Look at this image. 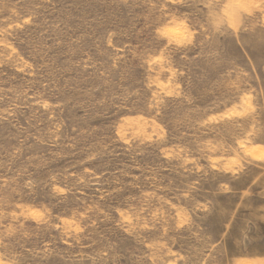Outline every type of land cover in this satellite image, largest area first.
<instances>
[{
	"label": "rangeland",
	"instance_id": "1",
	"mask_svg": "<svg viewBox=\"0 0 264 264\" xmlns=\"http://www.w3.org/2000/svg\"><path fill=\"white\" fill-rule=\"evenodd\" d=\"M0 264H264V0H0Z\"/></svg>",
	"mask_w": 264,
	"mask_h": 264
}]
</instances>
